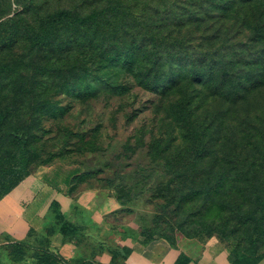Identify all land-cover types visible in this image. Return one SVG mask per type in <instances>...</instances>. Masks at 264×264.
<instances>
[{
    "label": "rangeland",
    "instance_id": "rangeland-1",
    "mask_svg": "<svg viewBox=\"0 0 264 264\" xmlns=\"http://www.w3.org/2000/svg\"><path fill=\"white\" fill-rule=\"evenodd\" d=\"M229 1L234 11L217 0H0V190L24 169L74 163L81 183L103 185L126 206L115 221L146 239L212 234L264 254L249 222L253 195L237 185L224 194L213 152L233 160L245 138L237 131L264 130V40L255 30L264 0ZM111 7L95 33L93 15ZM45 255L0 226V264H53Z\"/></svg>",
    "mask_w": 264,
    "mask_h": 264
},
{
    "label": "crops",
    "instance_id": "crops-1",
    "mask_svg": "<svg viewBox=\"0 0 264 264\" xmlns=\"http://www.w3.org/2000/svg\"><path fill=\"white\" fill-rule=\"evenodd\" d=\"M82 172L74 163L57 162L37 167L0 198V226L11 240H21L30 228L44 229L49 204L59 203L64 217L77 228L74 238L60 232L50 236L49 249L65 260L80 258L95 264H111L110 248L119 249L116 264H231L229 248L217 236L177 235L147 241L128 222H116L122 205L101 185L76 184ZM127 249V252H126ZM255 264H264V257Z\"/></svg>",
    "mask_w": 264,
    "mask_h": 264
},
{
    "label": "trees",
    "instance_id": "trees-1",
    "mask_svg": "<svg viewBox=\"0 0 264 264\" xmlns=\"http://www.w3.org/2000/svg\"><path fill=\"white\" fill-rule=\"evenodd\" d=\"M243 2H250L254 0H242ZM218 2V9H223L225 11H234V3L230 2L229 0H217ZM238 8V7H237ZM246 8V7H245ZM108 12H111L112 14H115L117 12L116 8H107V9H101L96 12V14H92L93 18L91 19V28L93 27V31L96 33L101 24L104 22L101 19L107 15ZM237 12L239 13L240 16L243 18V24L249 23V17L246 16L245 12L244 14L240 12L238 9ZM205 13H208L207 10H205ZM249 13V11H248ZM144 17V16H143ZM202 16L201 21H205V18ZM108 21V20H107ZM264 26H260L258 28H255L256 31L261 33L260 37L258 38V41L264 40V29H260ZM137 28H140L142 32H145L146 29L148 28V22L146 20L140 19L139 24L137 25ZM263 31V32H262ZM100 37L98 34H96V38ZM259 44H252V47L259 49L260 46ZM262 49V54L261 58L264 57V47H261ZM253 53V52H252ZM254 54V53H253ZM261 83V82H260ZM244 94V93H243ZM248 93H245L244 95L241 96L240 98H236L235 100H243L246 98V95ZM236 97H239L236 95ZM184 105H186V110L185 112H189V105H191V102L184 101ZM187 116V115H186ZM188 119V118H187ZM189 120H187V123ZM2 122L0 121V127H1ZM220 125V124H218ZM193 131H195L193 129ZM240 132L245 133V138L242 139V142L240 144H237L233 149V154L232 158L233 160H225L223 157L228 155L226 152L220 151L218 148H215L213 152H221L220 155L221 157H218L215 161V164L218 165L217 161L222 163L220 167V182L218 186L219 188L225 189L224 194L228 195L234 192V186L237 185V189L239 192L242 190L249 191V195H253L251 199H248V202L250 204L256 205L255 209L252 210L249 214V218L251 219L249 222L252 223L259 234L260 238H264V130L259 129L258 127H255L253 130L249 129H244L237 131L236 135L239 137ZM261 142V143H260ZM170 150V145H166L161 147L160 149L158 148L156 151L157 153H163L166 151ZM178 155L179 154H185L187 150L184 148H176L175 150ZM190 152H193L195 154H198L199 156H206L207 154L210 153V150L204 148L203 150L197 149V147H192L190 148ZM226 153V154H225ZM218 155V154H217ZM241 155V156H240ZM250 160L247 164L243 165V161ZM20 165L25 164L26 158L22 155L19 154V159H18ZM225 163H231V165L225 164ZM36 169V168H35ZM35 169H24L22 170V175L19 177H16L13 182L5 189L0 190V198L3 197L9 190H11L14 186H16L24 177H26L29 173H31ZM82 173V172H81ZM81 173L77 175L74 180L76 184H83L81 181H79L81 177ZM229 183H231L229 185ZM87 185V184H84ZM96 185V184H94ZM89 186V185H88ZM93 186V185H92ZM103 186V185H101ZM119 203L122 205V208L120 209L119 212H121L123 209H125V205L122 203L119 197L114 195ZM49 212L47 213V217L49 216V222L47 223L46 226H44V229L40 233L41 236L34 235L37 233V230L30 228L27 236L21 240H11V242H16V243H24L25 240L32 238V240L38 245V246H44L45 252L47 255H45L42 259L45 260V263L48 261H53V264H95L92 262H86L84 259L80 258H73L69 260H65L61 256L57 255L53 251L49 249V244H50V236L53 235L55 232H60L63 236L64 239H72L75 237L77 233V228L75 225L67 220L61 210V207L59 203L55 200H52L51 203L49 204ZM117 222V221H116ZM120 221H118L119 223ZM140 233V231H139ZM141 234V233H140ZM5 235V234H4ZM142 235V234H141ZM186 237H195V236H210L212 234H204V233H199V234H194V235H185V234H180ZM6 236V235H5ZM216 236V235H215ZM157 237H164L168 239L170 242H173L176 238V235L172 238H169L167 236L161 235ZM218 237V236H217ZM153 238V237H151ZM149 238V239H151ZM221 241H223L226 246L229 248V259L231 264H255L257 261H259L261 258L264 257V254L262 255H256L252 256L253 254L247 253L240 251L236 248H231L222 238L218 237ZM149 239H146L145 236L143 235V240L147 241ZM111 254H112V262L111 264H116V258L118 257L119 254V249L117 246H113L110 248ZM127 252V249H126ZM52 258V260H51ZM57 258V259H55ZM180 257L177 258L175 264H183L185 262L186 258L183 259V261H179ZM63 262V263H62ZM101 264V263H98Z\"/></svg>",
    "mask_w": 264,
    "mask_h": 264
}]
</instances>
